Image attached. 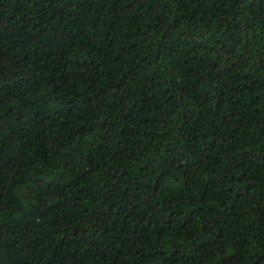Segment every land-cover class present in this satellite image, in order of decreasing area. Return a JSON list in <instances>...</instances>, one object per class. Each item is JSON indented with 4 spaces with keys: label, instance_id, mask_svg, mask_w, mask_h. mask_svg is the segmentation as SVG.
Here are the masks:
<instances>
[{
    "label": "trees",
    "instance_id": "16d2710c",
    "mask_svg": "<svg viewBox=\"0 0 264 264\" xmlns=\"http://www.w3.org/2000/svg\"><path fill=\"white\" fill-rule=\"evenodd\" d=\"M0 264H264V0H0Z\"/></svg>",
    "mask_w": 264,
    "mask_h": 264
}]
</instances>
